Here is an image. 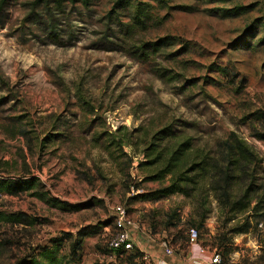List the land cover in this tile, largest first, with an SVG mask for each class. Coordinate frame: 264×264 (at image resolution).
Returning <instances> with one entry per match:
<instances>
[{
	"label": "rangeland",
	"instance_id": "1",
	"mask_svg": "<svg viewBox=\"0 0 264 264\" xmlns=\"http://www.w3.org/2000/svg\"><path fill=\"white\" fill-rule=\"evenodd\" d=\"M249 5L242 16L220 15ZM256 112L264 113V0H7L0 14V176L33 174L50 197L82 210L0 194V211L35 221L0 225V264L36 257L65 233L106 220L112 225L76 256L69 242L63 255L73 264H127L128 256L115 262L107 253L115 206L155 238L182 246L203 202L210 212L199 229L203 248L223 255L224 264H264V218L254 210L226 215L207 186L192 198L143 196L170 183L146 180L155 171L143 166L153 144L172 147L191 137L196 149L218 157L217 143L235 133L263 160L251 171L254 209L264 197V119ZM164 130L171 138L159 142ZM245 189L241 183L236 193ZM247 222L249 232L234 235Z\"/></svg>",
	"mask_w": 264,
	"mask_h": 264
},
{
	"label": "trees",
	"instance_id": "2",
	"mask_svg": "<svg viewBox=\"0 0 264 264\" xmlns=\"http://www.w3.org/2000/svg\"><path fill=\"white\" fill-rule=\"evenodd\" d=\"M55 1L59 2L60 0ZM71 1L73 3L82 2L84 4H88L89 2V0ZM207 1L211 3H228L233 0ZM6 3L7 0H0V14L5 8ZM252 8L249 5L221 9L220 15L223 18H236L247 14ZM141 12L144 14V11H141V8L138 7V13ZM254 116L256 120L264 119V113L261 112H256ZM162 132L163 135L157 139L159 142H163L164 138H171L167 130ZM160 135L161 133L158 136ZM258 137L264 141V131L260 132ZM217 149L218 157L212 156L213 151L211 150L196 149L194 139L191 137L177 142L172 147H169L167 144L163 146L153 144L146 154V157L150 158V160L146 164H143V166L155 168V171L146 180L163 182L169 178L170 183L157 191L143 195L144 198L146 200L157 201L176 194L192 198L207 186L208 194H211L220 203L226 215H237L254 210L258 216L264 218V197L258 200L257 206L254 209H251L254 199L253 195L257 192L252 172L256 171V168L263 163V160L245 140L235 133L219 141ZM249 179L250 181L248 182ZM241 183L244 184L246 189L241 190L238 195L236 188ZM0 194L13 197L30 194L32 197L46 201L51 207L66 213H76L82 210L80 205H73L50 197L48 191L45 190L43 182L40 178L33 176V174H26L22 177L0 176ZM205 204V202L200 204L202 207H198L196 212V218L200 222L193 224V226L198 230L204 227L206 220L209 218L210 212L204 209ZM175 217L176 213L172 215V218ZM232 220H234V217ZM34 223L35 221H32L25 213L18 214L0 211V225L26 226L34 225ZM111 225V220L99 221L96 224H90L78 229L75 235L65 233L63 237L52 240L51 247L43 248L38 256L23 259L18 264H73L75 259H69L68 255H63V244L69 242L71 252L76 256L83 249L88 238L99 236L104 228ZM249 230L250 224L247 222L241 227L234 229L233 232L234 235H239L246 234ZM107 253L115 262L123 261V258L128 256L127 264H148L144 260L145 254L136 246L132 250L122 248L114 251L109 248ZM228 253L224 252L223 254L226 256ZM222 262L224 264L223 255Z\"/></svg>",
	"mask_w": 264,
	"mask_h": 264
},
{
	"label": "built area",
	"instance_id": "3",
	"mask_svg": "<svg viewBox=\"0 0 264 264\" xmlns=\"http://www.w3.org/2000/svg\"><path fill=\"white\" fill-rule=\"evenodd\" d=\"M113 224L115 234L110 241V248L114 251L124 248L125 250H132L137 242V235L143 234L148 239H155V236L149 232L144 230L129 214L128 210L125 206L117 205L113 208L112 212ZM200 241V231L193 227L188 231V243L190 245L199 243ZM165 254L171 256L174 251L173 248L169 246L168 243L162 241ZM208 249L203 248L202 252H205ZM212 264H223L221 255L217 252H212ZM144 260L149 264L150 259L147 255H145ZM230 264H237L231 262Z\"/></svg>",
	"mask_w": 264,
	"mask_h": 264
},
{
	"label": "crops",
	"instance_id": "4",
	"mask_svg": "<svg viewBox=\"0 0 264 264\" xmlns=\"http://www.w3.org/2000/svg\"><path fill=\"white\" fill-rule=\"evenodd\" d=\"M136 239L138 248L149 257V264H212V252L209 250L202 252L203 246L200 243L190 245L186 242L181 246L180 243L172 245L167 240L165 242L174 251L171 256H168L159 238L150 240L140 233Z\"/></svg>",
	"mask_w": 264,
	"mask_h": 264
}]
</instances>
